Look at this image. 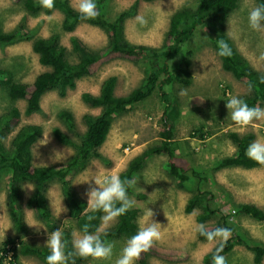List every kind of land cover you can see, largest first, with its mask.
Masks as SVG:
<instances>
[{"label": "rangeland", "instance_id": "374dc122", "mask_svg": "<svg viewBox=\"0 0 264 264\" xmlns=\"http://www.w3.org/2000/svg\"><path fill=\"white\" fill-rule=\"evenodd\" d=\"M69 1L79 11L80 0ZM197 4L198 0L155 2L108 0L105 10L109 17L115 18L123 11L134 8V13L125 23L127 42L161 50L170 28L171 17L177 11L195 8ZM257 6H259L257 0H240L239 8L232 13L229 20L231 30L228 21L226 31L235 47L252 67L264 73V31H254L248 25V12ZM63 20L64 16L59 11L34 15L27 11L23 0H0V29L9 32L19 25H25L31 32L30 39L0 46V66L10 70L16 81L32 83L38 75L49 70L40 64L39 57L33 50L35 39L58 37L60 44L67 49L68 59L72 63L79 62L83 52L94 55L110 44V38L104 29L82 23L74 32L67 33L62 27ZM212 37L206 27L198 29L184 45L181 54L170 62L171 71L176 73L183 67L186 54L191 53V84L185 86L173 82L164 84L163 87L158 85L149 98L117 116L101 148L102 158L90 161L73 181L77 194L88 203L86 193L89 185H94L93 178L102 174L120 177L134 159L149 148L160 145L162 130L167 121L171 120L173 141L179 151L173 159L163 154L154 155L144 162L134 177L133 192L129 196L133 202L130 209L140 210V228L142 224L147 226L154 222L159 223L157 227L161 236L159 240L154 241L155 243L165 248L184 250L189 253V257L186 261L177 263L150 257V264H204V257L209 252L219 243L231 239L230 233L226 241L220 237H215L211 241L200 240L198 226L202 223L198 217L203 211L198 207L189 213L187 206L189 199L202 191L211 194L209 205L214 211L202 225L211 227L228 223L243 240L232 252L224 256L225 264H256L254 253L247 245H264V221H258L236 211V205L239 204L253 205L264 211V168L248 170L239 167H219L221 160L232 156L236 151V146L228 134L253 133L254 141L258 138L264 141V120L254 121L249 126L240 128L230 117L227 118L226 100L236 95L247 103L252 97V90L222 68ZM75 40L80 46L79 51L75 49ZM150 73V65L147 62L114 60L102 67L95 76L79 80L76 88L70 89L64 96L60 95L59 91L47 93L42 99L41 112L32 116L25 115V101L11 102L8 90L0 87V114L12 106H17L22 112L21 125L8 138L7 144H10L22 126L42 125L44 134L33 146L34 164L51 166L64 163L76 153V149L60 143L54 135L56 128L67 132V128L58 117L59 113L63 110L71 111L78 123V134H81L86 129L85 115L100 113V109L83 101V94H99L103 81L110 76H116L118 79L116 94L124 96L143 85ZM200 133L204 136L201 137ZM78 134H71L77 142ZM57 152L59 161L53 163ZM169 162L190 173L195 170L197 174L192 177L191 182L181 184L168 174L166 166ZM7 182L8 176L0 179V258L6 241L15 242L16 245L6 247L8 249L12 247L14 250L21 247L19 245L21 242L30 244L29 246L46 247L48 232L56 229L82 234L70 214L59 181L46 185L45 192L53 217L61 225L53 228L28 205L34 194L35 185L26 183L22 200L25 227H16L9 214ZM65 208L67 211L63 212ZM149 208L154 214L153 218L145 219V213ZM26 222L46 229L40 227L37 230V227H30ZM117 223L118 217L109 222L103 220L99 229L101 239L112 245V255L106 259L91 257L86 263L79 264H115L128 240L116 235ZM14 255L18 256V260H15ZM6 258L5 264H46L34 256L21 255L19 252L10 251Z\"/></svg>", "mask_w": 264, "mask_h": 264}, {"label": "trees", "instance_id": "16d2710c", "mask_svg": "<svg viewBox=\"0 0 264 264\" xmlns=\"http://www.w3.org/2000/svg\"><path fill=\"white\" fill-rule=\"evenodd\" d=\"M19 1V0H17ZM28 12L38 15L40 13L51 14L59 11L64 16L63 30L67 33L74 32L82 23H87L106 31L110 38V44L98 53L91 55L84 53L79 62L72 63L68 59L67 49L60 44L58 37L37 38L33 43V50L39 57L42 66L49 70L41 73L32 83L16 81L14 74L0 66V87L8 90V97L11 102L25 101V115L32 116L42 110V99L51 91H59L64 96L70 89L77 86V82L86 77L95 76L102 67L114 60L121 59L130 62H147L150 65L151 73L146 82L134 89L131 93L119 96L116 94L118 79L116 76L106 78L97 95L85 93L83 101L100 109L97 115L87 114L84 117L86 129L78 134V123L74 114L69 110L59 113V119L67 128V132L56 128L54 135L58 141L64 145L72 146L76 153L66 162L51 165L37 166L34 164L33 146L43 136L42 125L28 124L22 126L13 136L10 144L8 138L17 130L22 122V112L17 106H12L5 113L0 114V179L8 176L6 185L8 194L9 214L18 228L25 227L23 210V188L26 183H33L35 191L28 201L40 217L44 218L47 224L53 228L61 224L53 217L46 197L45 187L53 181H59L62 186L63 195L70 208V214L83 233L87 228L89 232L95 233L103 221L105 215L102 211H84L87 209V202L80 198L73 187L75 177L92 160L102 158L101 148L104 146L111 131L113 121L133 108L138 103L149 98L158 85L179 82L185 86L191 84V53H187L183 59V67L176 73L171 71L170 62L174 61L182 52L184 45L190 40L195 32L203 27L213 36L215 48L219 54V42L223 40L231 48V56H220L222 68L231 73L239 82L247 84L252 90V97L247 100L249 107H264V73L255 70L250 62L238 51L226 31V26L234 11L239 8L240 0H198L195 8H183L177 11L170 21V28L161 50L145 46L129 44L125 37V23L134 13V8L123 11L115 18L106 14V3L108 0H96L97 15L94 18H83L69 0H53L51 8L41 5V0H23ZM145 2H155L158 0H143ZM258 5H264V0H257ZM31 32L25 25H19L12 31L5 32L0 29V46L10 45L15 42L30 39ZM75 40V49L79 51V44ZM163 78V80L161 79ZM163 93V89H162ZM171 120H168L161 133L160 145L153 146L145 151L141 156L134 159L127 170L120 175L124 182L134 181L135 175L143 167L144 162L154 155L166 154L170 158H175L179 149L173 141L174 133L170 128ZM199 134V132H196ZM71 134H78L79 142L72 138ZM196 134V135H197ZM201 134V133H200ZM204 135L201 134V137ZM228 137L236 146L235 153L220 161L219 167H239L248 170L264 168L246 155L248 146L254 142L255 134L229 133ZM169 175L174 177L181 184L191 182L197 173L195 170L188 172L180 168L173 162L166 166ZM128 197L132 195L133 183H126ZM208 192H200L188 201L187 212H192L200 207L203 213L198 217L202 224L212 216L214 211L209 205ZM204 200L206 203H203ZM203 201V202H202ZM119 207V203L116 205ZM237 213L249 216L258 221H264V211L256 206L248 204L236 205ZM138 209H129L125 214L118 216L116 225V235L129 239L140 230ZM60 224V225H59ZM206 231L214 232L218 228L229 229L231 239L224 243H219L211 252L204 257V264H213L215 255L226 256L232 252L235 246L243 240L236 233V230L228 223L217 224L205 227ZM65 241V253L68 258L67 264L86 263L91 257L82 258L74 253L72 247V233L70 230L62 231ZM200 240H207V235L199 232ZM15 242L6 241L4 243L3 254L0 264L7 261L6 253L9 245H16ZM249 243V242H246ZM21 247L13 248L12 252H19L21 255L34 256L46 263L49 255L47 247L29 246L30 244L21 242ZM18 245V246H19ZM247 248L254 253V262L262 264L264 261V245H247ZM157 257L168 262L177 263L186 261L189 253L184 250L165 248L153 242L151 248L142 252L137 259L138 264H150L149 258ZM15 260L18 256L14 255Z\"/></svg>", "mask_w": 264, "mask_h": 264}, {"label": "clouds", "instance_id": "9594fccd", "mask_svg": "<svg viewBox=\"0 0 264 264\" xmlns=\"http://www.w3.org/2000/svg\"><path fill=\"white\" fill-rule=\"evenodd\" d=\"M41 5L45 8H51L53 0H41ZM78 10L83 18H94L97 15L95 0H80ZM229 23L231 30V22L229 21ZM248 25L254 31H264V5L249 10ZM230 30L228 31L229 34ZM231 54V48L226 42L221 40L219 42V55L231 56ZM226 101L227 118L230 117L237 127L244 128L254 121L264 120V108L259 106L249 107L246 102L236 95L231 96ZM58 154L59 152L53 158V163L59 161ZM246 155L258 164L264 165V141L258 138L252 142L247 148ZM93 179L94 185L90 184L86 193L88 203L87 209L84 211H102L105 214L103 220L109 222L125 214L133 206V202L128 197L126 183L131 185L134 181L124 182L119 176L114 174H102ZM117 203H119V207L116 206ZM66 211L67 209L65 208L63 212ZM153 215L152 210L149 208L145 213V219L153 218ZM27 224L30 227H37V230L40 227L45 228L35 224ZM158 224L157 222L147 226L142 224L140 230L126 241L115 264H136V260L141 253L148 251L153 242L160 239L161 233L157 227ZM198 229L201 233L207 235L209 241L215 237H220L226 241L230 236V230L225 228H218L214 232H208L205 226L201 224ZM45 246L50 253L46 257V264H67V257L64 252L65 241L60 229L48 232ZM72 247L74 253L82 258L106 259L112 255V245L101 239L99 229L95 233L89 232L87 228L83 230L82 234L73 232ZM213 264H225V258L217 254L213 257Z\"/></svg>", "mask_w": 264, "mask_h": 264}, {"label": "built area", "instance_id": "2783aa9c", "mask_svg": "<svg viewBox=\"0 0 264 264\" xmlns=\"http://www.w3.org/2000/svg\"><path fill=\"white\" fill-rule=\"evenodd\" d=\"M10 251H11V248H9V251L8 252H10ZM8 252L6 253V257H7Z\"/></svg>", "mask_w": 264, "mask_h": 264}, {"label": "crops", "instance_id": "0c3cea01", "mask_svg": "<svg viewBox=\"0 0 264 264\" xmlns=\"http://www.w3.org/2000/svg\"><path fill=\"white\" fill-rule=\"evenodd\" d=\"M156 205V204H155ZM157 243V242H156Z\"/></svg>", "mask_w": 264, "mask_h": 264}]
</instances>
